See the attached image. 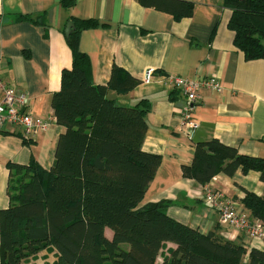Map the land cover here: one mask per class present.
<instances>
[{"label": "crops", "instance_id": "crops-1", "mask_svg": "<svg viewBox=\"0 0 264 264\" xmlns=\"http://www.w3.org/2000/svg\"><path fill=\"white\" fill-rule=\"evenodd\" d=\"M60 1L0 0V77L27 95L25 110L29 114L49 123L26 144L19 134L0 130V210L9 205L8 189L14 181L9 164L27 167L33 161L45 171L53 165L58 138L65 130L55 121L50 99L60 89L61 72L71 65L62 31L69 17L93 19L105 27L83 31L79 37V49L91 64L93 84L105 85L112 67L117 66L141 84L126 95L110 93L109 97L124 106L141 100L150 103L142 150L160 156L161 162L140 206L170 202L166 209L169 218L201 234L214 231L241 245L246 250L244 264L251 250L264 254V241L228 229L204 197L205 189L220 194L249 220L242 199L246 192L264 196L258 173L237 170L231 178L218 174L205 186L181 175V167L193 160L195 144L211 139L242 155L264 158V60L245 61L234 47L233 32L227 27L231 12L222 6V0H183L193 4V12L180 20L142 6L138 0H76L67 13ZM22 17L43 19L45 25H34ZM148 69L155 71V78L144 84ZM165 76L188 80L215 76L222 88L221 92L199 90L193 113L199 128L191 138L181 131L184 98L160 79ZM104 234L112 239L110 229ZM175 248L173 243H164L156 264ZM57 255L49 248L26 264H51Z\"/></svg>", "mask_w": 264, "mask_h": 264}, {"label": "trees", "instance_id": "trees-1", "mask_svg": "<svg viewBox=\"0 0 264 264\" xmlns=\"http://www.w3.org/2000/svg\"><path fill=\"white\" fill-rule=\"evenodd\" d=\"M138 1L176 20L193 12L188 1ZM75 4L76 0L60 1L66 13ZM222 6L231 12L227 27L244 60H264V0H222ZM21 19L45 25L43 19ZM67 24L71 65L61 72L60 89L50 99L55 121L65 131L49 171L33 161L27 167L8 165L14 181L8 189L9 205L0 210V264H26L49 248L58 253L51 264H156L168 242L176 248L160 264H244L246 250L241 245L169 218L170 202L140 206L161 162L160 156L142 150L150 103L124 106L109 97L126 95L141 84L117 66L105 85H94L79 37L105 26L71 17ZM237 170L256 172L264 183V158L242 155L211 139L195 144L193 160L181 167V175L205 186L216 175L231 178ZM242 205L251 215L250 224L264 225V196L246 192ZM106 228L112 239L106 238ZM247 264H264V254L251 250Z\"/></svg>", "mask_w": 264, "mask_h": 264}, {"label": "built area", "instance_id": "built-area-1", "mask_svg": "<svg viewBox=\"0 0 264 264\" xmlns=\"http://www.w3.org/2000/svg\"><path fill=\"white\" fill-rule=\"evenodd\" d=\"M155 71L148 69L143 77L144 84L154 80ZM173 89H176L184 98L181 107V131L189 138L199 128L198 122L193 119L196 109L199 90L202 88L214 92H221L222 88L215 76H208L202 80H188L181 77L165 76L160 78ZM29 98L20 90L5 83L0 77V130L17 133L24 140H33L38 133L47 129L49 123L42 118L32 116L25 109ZM204 197L207 203L218 211L220 222L234 232L246 233L251 238L264 241V226L260 223L250 224L248 219L239 214L232 202L225 200L220 194L205 189Z\"/></svg>", "mask_w": 264, "mask_h": 264}, {"label": "water", "instance_id": "water-1", "mask_svg": "<svg viewBox=\"0 0 264 264\" xmlns=\"http://www.w3.org/2000/svg\"><path fill=\"white\" fill-rule=\"evenodd\" d=\"M70 28H71V24H67V25H66V29H65V36H66V37L69 35Z\"/></svg>", "mask_w": 264, "mask_h": 264}]
</instances>
